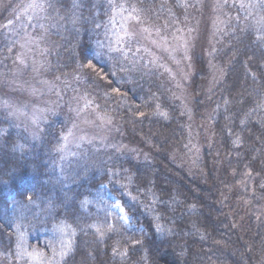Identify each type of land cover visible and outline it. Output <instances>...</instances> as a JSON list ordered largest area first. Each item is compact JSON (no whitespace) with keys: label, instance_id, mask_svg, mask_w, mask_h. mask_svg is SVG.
I'll use <instances>...</instances> for the list:
<instances>
[{"label":"trees","instance_id":"obj_1","mask_svg":"<svg viewBox=\"0 0 264 264\" xmlns=\"http://www.w3.org/2000/svg\"><path fill=\"white\" fill-rule=\"evenodd\" d=\"M240 2L223 6L225 31L209 56L196 58L188 108L160 68L97 41L115 49L118 20L136 12L171 31L188 28L203 16L201 5L47 0V71L74 79L73 88L119 133L113 145L63 162L64 118L34 139L0 117V211L18 219L16 228L0 224V264H25L17 257L22 239L60 224L75 230L60 264H264V32L256 24L264 0H245L254 5L247 12ZM2 61L0 68L9 63ZM211 73L216 81L205 90ZM195 121L208 126L202 149L192 143ZM109 180L140 229L121 225L96 202L93 190ZM101 223L112 230L98 231Z\"/></svg>","mask_w":264,"mask_h":264},{"label":"rangeland","instance_id":"obj_2","mask_svg":"<svg viewBox=\"0 0 264 264\" xmlns=\"http://www.w3.org/2000/svg\"><path fill=\"white\" fill-rule=\"evenodd\" d=\"M189 1L201 5L204 12L190 27L171 31L158 24L153 25L146 21L143 13L142 17L136 12L135 15L130 14L118 20L120 28L114 44L115 48H119L131 59L146 61L164 71L170 77L174 95L189 105L188 108L192 92L190 83L193 81L194 71L199 72L196 58L198 55L207 57L212 53L216 38L225 31L227 24L223 13L229 9L223 10V6L237 0ZM33 3L42 7L29 8ZM46 4L47 0H0V46H5L4 54L0 53V63L2 60L9 62L8 69H5L6 63L5 67L0 68V117H7L15 127L23 129L34 139L42 137L46 123L64 118L68 129L61 141L59 158L65 162L70 156H79L88 147L97 144L113 145L119 131L114 121L104 118L97 111L88 96L73 88L74 79L53 76L47 71L48 54L53 48L45 33ZM207 5L209 11H204ZM136 16L140 17L139 21L135 19ZM9 20L13 21L12 25H8ZM5 25L8 26L4 27ZM210 64L209 67L212 66ZM215 78L211 73L203 84L205 90L212 87ZM142 97L136 99L142 103V107H148L145 102L147 98ZM192 127V143L195 148L202 149L210 139L208 126L195 121ZM124 149L128 150L126 147ZM185 163L192 167L190 155ZM111 182H104L93 190L96 202L106 208L121 225L140 229L121 198L111 189ZM10 206L13 207L12 201ZM5 219L15 228L18 225L16 217L10 221V214L0 211L1 225ZM96 228L100 231L108 230L106 224H99ZM74 236L75 230L66 224H60L51 230L43 229L22 239L17 247V257L25 264H60L64 257L60 253L69 251L68 245L69 242L73 244Z\"/></svg>","mask_w":264,"mask_h":264},{"label":"snow or ice","instance_id":"obj_3","mask_svg":"<svg viewBox=\"0 0 264 264\" xmlns=\"http://www.w3.org/2000/svg\"><path fill=\"white\" fill-rule=\"evenodd\" d=\"M28 7H29V8H37V7H42V6L39 5V4L33 3V4H30ZM252 7H254V5H253L251 2H249V3H245V0H241V2H240V8H241V9H244V10L247 12L248 9H249V8H252ZM134 11H138V10L134 9ZM248 14L251 15L250 12H249ZM112 19H113V18L110 17V22H111ZM135 19H136L137 21H139L140 17H139V16H136ZM12 24H13V21H12V20H9V21H8V25H12ZM256 24L259 26V27L257 28V30H258V31H261V32H264V15H261V16L256 20ZM8 25H5L4 27H7ZM97 27H99V25H97ZM97 43H98V45H100L101 48L108 47V48L110 49V51H114V52H115V51H120L119 48H115V49H113V48H111L110 45H108V46L104 45V42H103V41H97ZM185 50H187V45H186V44H185ZM101 54H102V53L98 52V53L96 54V57H94V58H95V59H98L99 56H100ZM116 91H119V90L117 89ZM89 103H91V102H89ZM141 115H143V113H141ZM102 118H103V117H102ZM29 199H31V198L29 197ZM108 230H112V226H111V225H108ZM98 231H99V229H98ZM100 234H101V236H103V235H104V232H101ZM133 243H135V244H139L140 241H133ZM70 246H71V242H69L68 250H70ZM114 251H115V249H114ZM60 255H61V256H66V255H67V251H62V252L60 253Z\"/></svg>","mask_w":264,"mask_h":264}]
</instances>
